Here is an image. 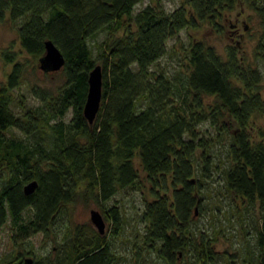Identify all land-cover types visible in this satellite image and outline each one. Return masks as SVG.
<instances>
[{
  "label": "trees",
  "instance_id": "16d2710c",
  "mask_svg": "<svg viewBox=\"0 0 264 264\" xmlns=\"http://www.w3.org/2000/svg\"><path fill=\"white\" fill-rule=\"evenodd\" d=\"M138 1L0 0V15L7 9L19 19L28 52L40 58L52 38L65 55L62 83L56 89L32 84L38 101L19 100L24 110L18 113L12 88L24 65L17 51L3 50L13 65L0 83V226L10 220L15 241L42 231L56 243L44 253L19 250L0 264H21L28 254L32 264H120L108 234L74 221L70 207L81 196L94 197L111 219L110 233L118 234L121 206L107 200L144 179L154 197L140 209L135 258L146 249L161 264H264V218L254 239L235 250L217 248L219 227L193 226L203 191L218 177L227 190L258 202L264 217V128L258 138L249 130L254 113H264V70L257 63L264 59V0H245L261 22L256 63L238 44L223 53L201 37L189 42L184 67L175 72L154 65L168 39L204 20L221 29L225 10L238 0H184L170 10L152 2L135 9ZM102 29L109 33L94 52L90 37ZM97 62L102 99L90 121L84 104ZM228 118L235 124L222 163L210 147L214 133L199 126L209 121L225 128ZM12 127L23 134L8 133ZM33 178L38 185L26 192Z\"/></svg>",
  "mask_w": 264,
  "mask_h": 264
},
{
  "label": "rangeland",
  "instance_id": "374dc122",
  "mask_svg": "<svg viewBox=\"0 0 264 264\" xmlns=\"http://www.w3.org/2000/svg\"><path fill=\"white\" fill-rule=\"evenodd\" d=\"M182 1L184 0H140L136 3L135 9L147 2H152L170 10ZM18 22L19 19H13L7 9L0 15V83L7 81L8 73L13 65V61L3 56V50L10 48L17 51V58L24 65L21 83L12 88L14 96L12 106L16 112L21 113L24 106L22 109L19 100L22 99L24 103L26 102V106L38 101L30 90L32 84L38 83L56 89L62 83L64 74L62 67L58 69L43 68L40 65L39 58H36L21 45L17 28ZM221 25L220 29L210 21L204 20L198 26L188 25L182 28L176 35L168 39L167 51L154 65L164 66L171 72H175L181 65L184 67L189 42L194 38L201 37H205L209 42L214 43L223 53L226 51L227 44H238L239 53H244L256 63L257 43L261 33L260 17L256 10L245 0H238L234 8L225 10ZM108 33L107 30L102 29L90 37L94 52L97 51L99 44L107 37ZM257 63L264 70V59ZM262 82L264 86V78ZM206 98L210 100L213 97L207 96ZM71 112V109H69L65 117L69 118ZM234 124L235 122L228 118L225 128L212 125L209 121H203L199 126L200 131L205 130L206 133H214L212 135L216 138L214 142L211 141L210 147L215 157L222 163L227 160L226 149ZM260 128H264V113L256 112L249 125L253 137H259L258 131ZM218 129H222L220 135L217 133ZM8 133L23 134L16 127L10 128ZM142 178L144 179V176ZM220 184L218 177L206 186L203 197L200 199L202 201L200 210L194 214L193 226L203 225L210 230L213 226L219 227L221 230L218 232L217 248L235 250L237 246L245 243L249 238L254 239L255 226L260 224L264 218L263 211L258 202L250 203L246 197L227 190ZM167 193L172 199V188ZM153 197L151 184L144 179L140 187L129 185L120 188L115 195L107 200V203L118 202L121 206L122 229L118 234L110 233L111 219L105 216L103 205L97 202L94 197H79L76 203L70 207L73 208L71 216L74 221L85 222L97 229L90 217L91 208L100 209L106 219L104 232L112 240V246L119 254L120 264H161L146 249H143L139 260L133 256L135 241L140 238L139 231L143 226L142 221L139 219L140 209L145 199H152ZM55 243L54 238L47 237L42 231L33 233L24 240L15 241L12 237V226L10 220H8L0 226V261L3 259L2 257H12L19 250L29 249L30 247H33V250L37 253H44L49 251ZM187 248L185 247V249ZM183 255L186 259L189 257V252Z\"/></svg>",
  "mask_w": 264,
  "mask_h": 264
},
{
  "label": "water",
  "instance_id": "95a60500",
  "mask_svg": "<svg viewBox=\"0 0 264 264\" xmlns=\"http://www.w3.org/2000/svg\"><path fill=\"white\" fill-rule=\"evenodd\" d=\"M40 65L45 69H58L61 68L65 62V55L61 48L52 38L45 39V51L40 56ZM88 92L84 104V113L86 117L93 121L96 113L100 107L102 99V87H103V73L102 65L97 62L89 72L88 76ZM38 179L33 178L25 184V191L31 192L38 185ZM91 220L97 226L100 232H104L106 229V219L103 212L93 207L91 208ZM34 256L31 254L25 255L21 264H32Z\"/></svg>",
  "mask_w": 264,
  "mask_h": 264
}]
</instances>
